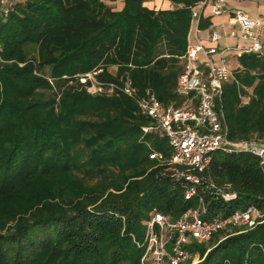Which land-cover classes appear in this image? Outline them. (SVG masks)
Listing matches in <instances>:
<instances>
[{
  "label": "trees",
  "instance_id": "obj_1",
  "mask_svg": "<svg viewBox=\"0 0 264 264\" xmlns=\"http://www.w3.org/2000/svg\"><path fill=\"white\" fill-rule=\"evenodd\" d=\"M147 1L124 0L121 10L106 0L8 2L0 17V264H141L144 221L154 212L175 220L197 206L165 170L171 147L161 131L144 132L153 122L137 98L189 101L178 78L201 0H169L167 9ZM204 14L200 29L211 25ZM231 67L222 95L229 137L264 141V54H235ZM205 174L237 193L225 201L199 188L207 217L264 210L258 155L216 151ZM190 249L200 254L195 264H264V221Z\"/></svg>",
  "mask_w": 264,
  "mask_h": 264
},
{
  "label": "built area",
  "instance_id": "obj_2",
  "mask_svg": "<svg viewBox=\"0 0 264 264\" xmlns=\"http://www.w3.org/2000/svg\"><path fill=\"white\" fill-rule=\"evenodd\" d=\"M9 1H2L0 17L9 13ZM206 9H210L211 15H221L226 10V0H201L192 10V21L199 24ZM230 22L248 41L237 48V54L245 51L264 54V17L237 12L230 17ZM231 35H236V31ZM210 39L217 42L220 35L212 32ZM229 50L216 45L205 46L201 42L189 44L185 54L186 70L178 78V91L190 99L181 107L165 105L155 94L137 98L140 111L153 122L143 127L144 132L161 131L171 147L172 155L165 170L185 188L187 199L198 196L197 206L175 220L154 212L144 221L146 231L141 264H194L196 253L190 249L192 244L206 242L233 227L253 228L264 221V210L254 205L229 215L207 217L209 202L199 191V188L209 191L225 201L237 197L230 182L218 184L205 174L216 151L251 152L261 158L264 167V141L229 137L222 105L224 85L232 77ZM85 80L83 77L82 81ZM93 87L96 91L97 86ZM125 91L130 95L133 92L129 87ZM150 157L165 160L163 153L158 151L152 152Z\"/></svg>",
  "mask_w": 264,
  "mask_h": 264
},
{
  "label": "crops",
  "instance_id": "obj_3",
  "mask_svg": "<svg viewBox=\"0 0 264 264\" xmlns=\"http://www.w3.org/2000/svg\"><path fill=\"white\" fill-rule=\"evenodd\" d=\"M109 5L115 10H121L124 0L111 1ZM145 5L155 9L174 7V4L169 0H150L145 2ZM237 12H244L253 17H264V0H226V10L221 15H211L210 9H206L204 15L211 17V25L208 28L200 29L199 24L193 22L188 37L189 44L194 45L201 42L205 46L216 45L220 49L230 48L228 59L232 64L234 55L237 54V48L248 44V41L242 38L239 28L230 22V17ZM232 31H236V35H231ZM212 32L220 35L219 41H211L210 34Z\"/></svg>",
  "mask_w": 264,
  "mask_h": 264
},
{
  "label": "rangeland",
  "instance_id": "obj_4",
  "mask_svg": "<svg viewBox=\"0 0 264 264\" xmlns=\"http://www.w3.org/2000/svg\"><path fill=\"white\" fill-rule=\"evenodd\" d=\"M11 1H13V0H11ZM14 1H19V0H14ZM106 2H107V3H110L111 0H106ZM232 63H233V62H232ZM111 71H115V68H111ZM90 91H91V92H95V87H92V88L90 89ZM200 260H201V259H200V254H199V253H196L195 258H194V264L197 263V262H199Z\"/></svg>",
  "mask_w": 264,
  "mask_h": 264
},
{
  "label": "water",
  "instance_id": "obj_5",
  "mask_svg": "<svg viewBox=\"0 0 264 264\" xmlns=\"http://www.w3.org/2000/svg\"><path fill=\"white\" fill-rule=\"evenodd\" d=\"M0 236H1V234H0Z\"/></svg>",
  "mask_w": 264,
  "mask_h": 264
}]
</instances>
